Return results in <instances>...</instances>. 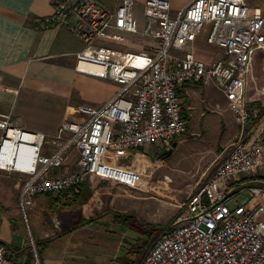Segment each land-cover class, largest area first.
<instances>
[{"label": "built area", "instance_id": "obj_1", "mask_svg": "<svg viewBox=\"0 0 264 264\" xmlns=\"http://www.w3.org/2000/svg\"><path fill=\"white\" fill-rule=\"evenodd\" d=\"M115 1L108 10L96 0H54L52 15L41 21V29L65 26L80 41L76 73L110 81L118 90L100 106L78 107L52 136L24 131L0 114V172L21 177L22 211L38 195L97 180L135 188L144 178L139 162L145 156L120 162L122 152L170 147L187 125L178 90L186 83L211 85L227 100L237 139L138 264H264V183L247 179L262 165L264 109L251 106L245 94L253 58L264 53L262 10L245 0H191L173 12L168 0H144L140 31L133 1ZM201 32L221 58L195 56ZM125 35L154 44L139 53L100 45L126 44ZM244 193L251 198L237 203ZM33 254L31 264H40ZM0 264L25 263L11 259L0 244Z\"/></svg>", "mask_w": 264, "mask_h": 264}, {"label": "crops", "instance_id": "obj_2", "mask_svg": "<svg viewBox=\"0 0 264 264\" xmlns=\"http://www.w3.org/2000/svg\"><path fill=\"white\" fill-rule=\"evenodd\" d=\"M53 1L0 0V114L9 115L13 124L24 131L42 133L46 136L55 135L62 120L72 114L78 107L100 106L109 101L118 90V86L111 82V84H106V92L100 98H95L92 102H90L91 99L86 102L79 100V93L75 89L77 80H90L98 83L107 80L81 75L74 71V55L80 50L81 43L67 27L52 25L46 29H41L42 19L51 16L53 13ZM96 1L108 10H113L117 5L115 0ZM132 1L134 3L132 12L141 31L144 28L145 20L140 24L135 12L141 10V15H143L144 0ZM168 1L172 11L176 12L183 9L191 0ZM32 23L39 24L40 28L32 27ZM128 36H140L146 39L148 49L154 44L152 39L142 35H125L126 38ZM124 47H127V44L122 46V48ZM258 54L259 52L256 53V55ZM214 90L218 91L211 85L202 86L196 83H186L178 90V96L182 101L183 113L186 119L188 115L184 105L187 101H189V105L191 103L194 110L201 112L202 117L208 115L206 112L218 113L222 116L219 118L218 123L222 126L225 137L220 145L218 155L217 152L214 153L216 158L221 153L223 155L225 149L237 139L239 128L228 111V104L224 95L220 93L224 100L218 102L213 96ZM181 96H184L185 99ZM51 113L53 116H49ZM40 118H47V120L40 122ZM51 121H54V123L50 124ZM187 142L188 140H183L182 143L187 144ZM139 155L145 156L141 161L146 160V154L141 150H137L136 152L125 153L124 161L127 158L132 159ZM10 175L17 176L19 182H21V177L16 174L0 172V178ZM145 175L142 179L144 181L146 179ZM248 179L259 180L264 183V151L262 165ZM146 183L149 184V182ZM94 184L98 185V189L91 193L88 200L76 208L75 211L64 209L59 215L53 216L50 223V225L53 223L52 226L47 223V214L43 210L44 201L35 198V205L30 208L35 213L38 224H41L37 237L34 238L31 234L29 239L25 234L17 239L14 234L11 236L9 231L7 236H3L0 231V239L3 236L8 242L7 247L3 246L5 253L15 261L26 263L30 260V254H33L35 250L34 241H41L54 235L52 228L64 230L68 226L79 223L82 219L88 220L100 216L96 215L99 211V207L95 203L97 200L96 195L108 183L97 180ZM12 187L17 191V185L14 182ZM6 205L14 206L15 203L11 202V196L7 194V187L0 184V208H5ZM14 211L15 213L18 211L16 206ZM107 212L112 213L111 211ZM112 218L111 214L103 215L95 222L88 223L67 235L53 240L42 251L40 264H73L76 260L80 261L84 257L87 246L89 248L92 244L101 243V240L104 241L102 242L105 245H109L112 240L111 242L118 245L121 250L123 243L121 240L126 235L124 231L127 227L115 224ZM2 222L4 227L7 228L4 217ZM8 226L10 228V224ZM117 233L120 238L117 240L110 239L114 238L111 234ZM29 244L30 248L28 247Z\"/></svg>", "mask_w": 264, "mask_h": 264}, {"label": "rangeland", "instance_id": "obj_3", "mask_svg": "<svg viewBox=\"0 0 264 264\" xmlns=\"http://www.w3.org/2000/svg\"><path fill=\"white\" fill-rule=\"evenodd\" d=\"M245 3L249 7L260 8L264 16V0H245ZM140 11L137 10L135 16L138 18L139 23L142 24L145 18H143L144 16L141 15ZM206 35L203 32L198 34L194 42L195 55L206 61L221 58L223 55L220 50L205 43ZM147 42L146 39L140 36H128L127 47L124 48L122 46L126 44L117 43L115 45L110 43L100 45L119 48L125 52L139 53L147 52ZM106 84H111V82L101 81L98 83L90 80H77L75 89L79 93V100L86 102L91 99L90 102H92L95 98L98 99L104 95ZM245 94L251 106L256 105L264 109L263 52H259L253 58L252 70ZM213 96L218 102L219 100H224L219 91L214 90ZM181 98L185 99L184 96H181ZM184 106L188 115L186 132L180 135L175 142H172L170 147H160L154 144L141 150L147 157L146 160L139 162L142 169H145V181L141 180L138 182L135 188H127L107 182V186L96 195L97 200L95 203L99 207L96 215H102V213L107 211L121 215L131 213L139 221L149 226H157L161 230H158L156 235L147 236L142 229L127 228L124 231L126 235L121 240L123 242L121 250L118 245L111 242L112 240L109 245L103 244L104 241L101 240V243L92 244L89 248L87 246L84 257L80 261L76 260L73 264H138L155 241L157 235L171 225L180 212L179 207L185 201L188 193L195 188L197 183L203 182L210 175L215 164L220 160L217 156L215 158L214 153L217 152L216 154L218 155L220 145L225 137L223 128L218 123L219 118L222 116L218 113L205 111L208 115L202 117L203 115L199 110H194L191 103L189 105V101ZM49 116H53V114L51 113ZM45 119L47 120V118H40L39 120L43 122ZM54 121H51L50 124H53ZM183 140H188L187 144H183ZM124 154L125 152H122L121 162L125 160ZM13 182L18 187L20 182L15 175L0 178V184H4L7 187V194H10L11 202L15 203L14 206L6 205L5 208H0L1 234L7 236L9 231L10 235L13 236L14 234L17 239L25 234L29 239L31 234L35 238L38 235L41 224H38L32 208L26 207L24 212L22 211L19 204L18 188L16 187L17 191L14 190L12 187ZM146 182H149V184ZM97 189L98 185H96L94 190ZM250 198L249 193H244L236 197V202L240 203ZM236 202L230 203L229 209L234 208ZM15 206L18 210L17 213L14 211ZM75 210L76 208H73L70 211ZM73 213L75 214V212ZM3 217L6 219L7 228L4 227L2 222ZM136 219L132 223L138 226ZM260 219L264 221V214L260 216ZM111 235L114 238L110 239L117 240L120 238L118 233ZM3 236V240L0 239V242L2 246L7 247L8 242ZM28 247L30 248V244Z\"/></svg>", "mask_w": 264, "mask_h": 264}, {"label": "trees", "instance_id": "obj_4", "mask_svg": "<svg viewBox=\"0 0 264 264\" xmlns=\"http://www.w3.org/2000/svg\"><path fill=\"white\" fill-rule=\"evenodd\" d=\"M31 26L36 27V28L38 27V29L40 28L39 24H35V23H32ZM95 187H96V184L91 186L87 183H83V184L78 185L76 189L69 188L67 190L60 192L59 194L38 195L35 198L40 199L41 201H44L45 206L43 207V210L47 214V223L50 225L52 217L59 215L62 212V210L64 209L73 210V208H78L83 203H85L90 197L91 193L94 191ZM40 203H43V202H40ZM107 214H111L113 216L112 221L115 224H120L122 226H126L127 228H131V229L132 228L138 229V230L142 229L143 233H145L147 236L156 235L158 233V230H161L160 228H157V226H149L143 223L142 221H139L138 219H136L135 215L131 213H126V214L121 215L115 212L113 213L106 212L100 216H95L94 218H90L88 220L82 219L79 223L68 226L64 230H58L56 228H52V230L54 231V235L44 238L41 241H34V246H35L36 254H37L39 261H40V255L42 251L45 249V247L50 242L75 231L81 226H84L88 223L95 222L101 216L107 215ZM134 217L136 221L138 222V226L132 223L133 220H135ZM52 225L53 223L50 226ZM32 261H33V254H30V260L27 261L25 264H31Z\"/></svg>", "mask_w": 264, "mask_h": 264}]
</instances>
